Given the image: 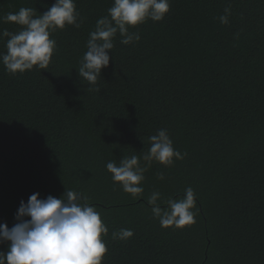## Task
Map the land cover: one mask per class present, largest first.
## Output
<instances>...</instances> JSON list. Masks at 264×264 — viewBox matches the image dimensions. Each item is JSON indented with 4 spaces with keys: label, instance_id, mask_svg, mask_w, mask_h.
Segmentation results:
<instances>
[{
    "label": "trees",
    "instance_id": "trees-1",
    "mask_svg": "<svg viewBox=\"0 0 264 264\" xmlns=\"http://www.w3.org/2000/svg\"><path fill=\"white\" fill-rule=\"evenodd\" d=\"M54 2L0 0V17L21 7L38 16ZM75 3L83 23L51 34L48 69L12 75L0 62V224L17 223L32 194L68 189L89 197L109 229L103 264H264V0H170L163 20L129 28L139 41L124 45L117 33L97 85L78 67L113 0ZM4 29L21 26L0 21ZM160 129L187 155L171 167L153 161L134 200L106 164L142 157ZM187 187L196 222L162 227L147 198L181 199ZM122 228L134 235L113 240Z\"/></svg>",
    "mask_w": 264,
    "mask_h": 264
},
{
    "label": "clouds",
    "instance_id": "clouds-1",
    "mask_svg": "<svg viewBox=\"0 0 264 264\" xmlns=\"http://www.w3.org/2000/svg\"><path fill=\"white\" fill-rule=\"evenodd\" d=\"M169 10L170 0H113L108 15L99 18L95 30L89 33L87 51L78 67L82 81L97 85L102 69L109 65L108 50L114 48L117 33L124 45L137 42L141 39L140 34L130 32L129 28L149 19L161 21ZM36 11L21 7L16 13L9 12L0 17L4 23L21 26L18 33L7 29L0 32V37H9L7 52L0 53V62L12 75L34 67L48 69L58 47L56 40L50 38L51 34L57 29L63 30L66 25L79 28L83 23L75 0H55L43 14L37 16ZM230 15L229 5L218 18L220 23L228 24ZM149 140L150 147L142 157L132 155L121 159L118 165L115 161L106 164L114 185L118 183L134 200L144 195V173L153 161L171 167L187 155L174 148L167 129L158 130ZM164 178L161 173L159 179ZM147 202L153 217L165 228L191 226L199 212L192 187L184 190L183 198L170 197L166 201L161 199L160 192L154 191ZM15 219L17 223L11 228L6 223L0 224V243L10 242L6 253L0 251V264H103L108 252L104 237L108 236L109 229L95 205L90 204L89 197L82 193L66 189L60 198L52 195L40 198L39 193H34L27 203L20 202ZM133 235V230L123 228L111 234L113 240H127Z\"/></svg>",
    "mask_w": 264,
    "mask_h": 264
}]
</instances>
